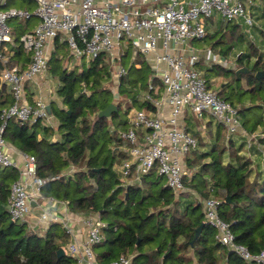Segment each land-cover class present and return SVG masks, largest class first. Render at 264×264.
Segmentation results:
<instances>
[{
  "label": "trees",
  "instance_id": "1",
  "mask_svg": "<svg viewBox=\"0 0 264 264\" xmlns=\"http://www.w3.org/2000/svg\"><path fill=\"white\" fill-rule=\"evenodd\" d=\"M250 4L260 12L261 20L250 28L259 26L260 42L264 45V0H251ZM7 5L8 2L4 7ZM30 9L32 6L25 10L33 12ZM33 18H14L8 23L29 22ZM240 25H234L232 33L235 39L243 40ZM230 27L232 24L225 23L216 32V44L223 43ZM28 32L31 31L11 30L15 55L10 57V65L14 66L15 58L30 66L32 54L20 44ZM59 39L56 37L57 44ZM58 48L66 51L69 47L63 42ZM249 51V55L241 53L236 60L237 69L244 66L249 73L234 74L231 71L237 69L213 65L204 72V78L211 88L207 74L217 70L220 74H234L231 80L227 78L229 81L221 83L218 96L238 110L249 136L259 134L255 133L258 129L262 131L253 143L247 137L241 141L228 138L222 124L211 136V145L196 136L198 147L186 157L185 184L199 194L200 201H189L185 192L175 194L161 184L163 177L155 170L136 183L126 182L116 171L121 160L128 158V144L121 134L130 128V111L155 109L150 102L140 99L141 94L149 90L150 82L159 90L163 88L157 78L151 77V67L141 56L127 62L130 50L122 59L127 73L119 79L118 87L119 96L126 103H118L117 111L109 118L99 116L114 102L105 84L110 77L106 57L100 55L88 65L83 62L69 71L62 60L53 56L50 71L60 81L57 93L62 104L51 105L58 137L52 140L54 133L44 125L45 119L24 122L17 118L8 119L3 136L26 155L36 158L38 174L47 180L42 191L67 201L76 213L99 216L106 224L104 240L94 246L101 249L100 262L107 264L127 255L132 257V264H264L247 261L220 243L203 205L206 199L215 198L219 215L230 225L235 243L254 256L264 251V78H256L257 72H264V53L255 42L250 43ZM252 58L256 59L253 63ZM244 98L249 101L244 102ZM2 113L0 107V128L4 122ZM245 149L247 153L243 152ZM0 169L11 173L14 181L18 179L15 167ZM153 177L156 179L149 180ZM10 189L7 181H0V264H75L74 257L68 254L57 257L59 249L67 251L69 237L64 230L61 232L59 224L50 223L45 230H36L27 222L12 220L6 209Z\"/></svg>",
  "mask_w": 264,
  "mask_h": 264
},
{
  "label": "built area",
  "instance_id": "2",
  "mask_svg": "<svg viewBox=\"0 0 264 264\" xmlns=\"http://www.w3.org/2000/svg\"><path fill=\"white\" fill-rule=\"evenodd\" d=\"M36 9L2 10L7 4L0 0V61L4 66L1 80L10 85L14 94V104L3 110V125L0 128V166L16 167L12 157L4 150L6 140L3 133L8 119L36 122L49 119L47 106L42 100L34 105L23 101L24 84L43 74L49 67V57L45 47L59 35L64 38L77 58L88 61L100 55L112 57L118 77L127 71L117 60L116 51L123 46H132L145 55L156 54L155 74L160 77L171 107L168 117H154L146 110H132L129 115L130 128L121 134L128 144L125 151L126 161L120 168L126 182L155 170L166 179L167 186L175 192L185 190V158L194 151L197 140L181 125L180 117L184 109H189L200 119L205 116L214 118L231 135L242 130V120L238 110L231 103L222 100L217 90L209 88L207 80L196 68L199 62L197 53L188 57L180 54L182 47L192 41L203 40L207 33V19L220 14L227 23L244 21L249 28L255 19L245 0H34ZM251 1V0H250ZM249 1V3H250ZM39 18L37 27L22 36L20 44L32 54L27 70L9 64L6 54L8 46H13L10 19ZM163 51L160 53V51ZM207 60L217 62L218 57L211 50ZM166 65L162 68L161 65ZM155 91V86L150 85ZM151 91L143 96L144 100L162 106L163 100L155 98ZM259 134L252 137L256 138ZM263 151V150H262ZM47 180L38 174L36 158L25 155V163L20 169V177L10 189L8 210L13 221L27 222L32 203L41 198L42 188ZM204 212L208 222L217 230V238L225 246L247 261L264 263V251L252 255L244 246L235 243V237L219 215L218 201L209 198L204 201ZM50 212L45 210L39 223L48 224ZM65 223V222H64ZM87 238L81 245L72 243L68 247L69 256L91 261L94 246L104 240L103 229L106 224L99 216L86 219ZM66 233L74 235L73 229L64 224ZM107 264H132V257L120 256Z\"/></svg>",
  "mask_w": 264,
  "mask_h": 264
},
{
  "label": "crops",
  "instance_id": "3",
  "mask_svg": "<svg viewBox=\"0 0 264 264\" xmlns=\"http://www.w3.org/2000/svg\"><path fill=\"white\" fill-rule=\"evenodd\" d=\"M225 23H227V22H225ZM230 24H232V23H230ZM236 24L245 25L244 21H242V20L238 21ZM37 25L35 26V28L37 27ZM245 26H247V25H245ZM207 30L209 32V30H210L209 26H207ZM29 31H32V29L31 30L29 29ZM59 38H60L59 39L60 42L58 43L59 45L62 44L63 42H66L64 35H62V34L59 35ZM192 42H194V41H192ZM192 42L184 45L182 47L183 51H181L180 54H183L186 57H188L190 54H192L191 53V51H192L191 43ZM58 44L56 43V38H55V39L49 41L48 44L46 45L45 51L49 57V61L51 60V58L53 56H56L60 60H62V64H63L64 68L68 69L69 71H72L76 65H81V62H85L88 65L92 61V60L88 61L84 58H77L74 55L71 48L69 47V45H68L69 50L64 51V49L58 48ZM128 50H130L129 54L132 51V54H130L131 56L130 55L128 56V52H127ZM209 50L212 51V49H209ZM208 51L205 52L204 59L198 55L199 56V62L197 63L196 68L200 72L202 70L200 68H198V65H200V62L202 61V59L205 61L204 62L205 64L213 63L214 65H221L219 63L217 64L213 61L207 60L206 55H207ZM162 52L163 51L161 50L160 53H162ZM63 53H66V55H69L71 58L75 57L78 60V62L73 63L72 60H69L70 57H69V59L68 58L65 59L66 56L63 55ZM193 53H195V52H193ZM6 54L9 56V60H10V57H14L15 52L11 49V46H8V51L6 52ZM214 54H216V53H214ZM115 55L116 56L120 55V60L119 61L117 60V63H119L123 68H125V66L122 63V59H123L124 55L128 56L127 58L131 57L130 62H133L134 59L136 58V56H141L142 59H145V61L151 67V71H152L151 77L157 78L161 82L160 77L155 74V70H154V65H155L154 58H155L156 54L145 55L141 52H137L132 46L126 45V46H123L121 50L116 51ZM104 56L106 57V59L109 63V71H110V77H111L112 72L114 75L116 74V71H115L116 68L113 65L112 57L107 56V55H104ZM218 60H219V62H224L223 58H221L220 56H218ZM13 62H14V65L18 66L21 70H23L24 68L26 69L29 66L28 64L25 65L23 63V61H17L15 58H14ZM9 64H10V62H9ZM161 67L166 68V65L162 64ZM3 68H4L3 65H2V67L0 66V107L2 110H6L14 104V102H13L14 94H13L12 87L10 85L4 84L1 80ZM50 68H51V65L49 64L48 69L43 74L37 76L33 80H28L25 82L24 94H23V101L25 103L34 105L37 100H42L46 104V106H48V105L51 106L52 103H54L57 107L62 106L61 100H60L58 93H57V91L60 87L59 86L60 81L58 80L57 76H55L50 71ZM201 73L204 76V70ZM116 78L118 79V83H119L120 77H118L117 74H116ZM212 81H215L214 78ZM151 84L152 83L150 82V85ZM150 85H149V90H146L144 93H142L140 99L144 100L143 96L150 92ZM211 88H213V87H211ZM213 89L218 90L217 88H213ZM153 93L156 94V95L152 94L155 98L163 100L162 106L159 108H156V106L151 103L155 107V109H150V110L142 109V110L148 111L154 117H168L170 112H171V107L168 105V103L166 101L167 94L165 93L164 86L160 90L158 89L157 86H155V91H153ZM118 95H119V92H118ZM144 101H146V100H144ZM132 110H138V109L133 108ZM129 115H130V113H129ZM129 115H128V120H129ZM49 116H50L49 119L44 120V125H46L47 127H51L52 133H54V136H52V140H55L58 137V135H57V121L51 116V114H49ZM129 123H130V120H129ZM218 124H220V123H218L214 118L209 117V116H205L204 118L200 119L195 114H193L188 108L183 110V113L180 117V125L197 140V143H198V138L196 136L200 135V132H199L200 130L205 131V129H206L207 130L206 136H208L209 138L212 139V137L217 132ZM197 129H198V131H197ZM242 130H243V127H242ZM226 133L231 136V134L227 131V129H226ZM241 138H243V137H241ZM125 149H126V147H125ZM4 150L12 157L13 162H15V164H16L15 168L17 170L16 176L19 178L20 177V169H22L24 166L26 154L23 151H21L20 149H18L16 146L11 144L7 139H6V147L4 148ZM245 150H247V149H245ZM243 152L246 153V151H243ZM126 159H124L123 161L121 160L120 165L116 166V171L119 174H121L120 168L122 166V162L126 161ZM254 159H256V157H254ZM186 162H187V160L185 158V163ZM12 177L13 176L11 173L4 172V169H0V181H3V182L7 181L10 184V188L13 185V183L16 181V180L14 181ZM139 181L135 180L133 178V179H131L130 183H136ZM182 192H185L188 194V197L186 199H188L191 202L201 200L199 194L196 191L189 188L186 184H185V190H183ZM174 193L180 194L181 192H175L174 191ZM8 204L9 203L6 204V209H8ZM45 210H48L51 214V216H50L51 219H50L48 224L39 223L40 215ZM88 217H91V216H86L84 214L76 213L75 211H73L72 207L69 205V203L67 201L59 200V199L53 197L52 195H48L43 190V191H41V198H39L36 202H34V205H32L31 214L29 216L30 223L28 225L30 227L36 229V230H45L46 228H48L50 223L56 222L57 224L60 225L61 232H63V230L65 231L64 224L67 223L73 229V232H74L73 236H70L66 233L69 237H68V241L66 244L67 251H65V252L68 253V247L72 243H76L78 245H81L85 242V240L87 238V233H88V228L86 226V219ZM96 248H94L93 250H95ZM100 251H94V258L91 261H88L87 259L86 260H82V259L79 260V258H74V260L76 261L75 264H106V263L100 262L98 259V254L100 253Z\"/></svg>",
  "mask_w": 264,
  "mask_h": 264
},
{
  "label": "rangeland",
  "instance_id": "4",
  "mask_svg": "<svg viewBox=\"0 0 264 264\" xmlns=\"http://www.w3.org/2000/svg\"><path fill=\"white\" fill-rule=\"evenodd\" d=\"M8 2V5L6 7H3L2 10L5 11V10H13V9H28L29 7L33 9H30V10H35L36 8V4H35V1L33 0H6ZM246 1V4L248 5V9L250 10V12L252 13L255 21L258 23V25L260 24V19H259V14L260 12L257 10V9H253V7L251 6V4L249 3L250 0H245ZM39 23V18L37 17H34L31 21L29 22H26V21H20V20H11L9 21V27L11 30H18L19 32L25 30V29H34L35 26ZM206 23H207V26L210 27V30L208 32V35L206 36V38H204L203 40H198V41H194L191 43V53L195 52L197 53L199 56H201V58L204 59V54L206 51H208L209 49H212V51L214 53H216L217 57L220 56L221 58H223V61L224 62H215V63H219L221 64L224 68L228 69V70H231V69H237V63H236V60L237 58L239 57V55L241 53H244V55H249L250 54V51H249V45L251 42H255L259 47H260V51L261 53H264V45H262V43L260 42V35L258 33V27L255 28H248V26H245L243 24H239L240 26V34L243 35V40H240V39H235L234 38V35L232 33V29H233V26L234 25H237L236 23H232V27H230L228 29V33L226 36H224L223 38V43L222 44H216L218 41V37L215 36L216 32L221 30L222 29V26L225 25V21L223 19V17L220 15V14H215L213 18L211 19H207L206 20ZM66 50H69L68 48ZM65 51V50H64ZM63 51V52H64ZM221 51L223 52V55L221 53ZM132 54V51L131 53ZM63 55L66 56L65 59H69V55H66V53H63ZM131 56V55H130ZM131 57L128 58L129 61L127 62H130ZM202 59V61L200 62V65H198V68H200L202 71L204 70V72L206 71V69L208 68H211L214 64L213 63H207L205 64L204 60ZM69 60H72L73 63H77L78 60L74 57H70ZM256 59L255 58H252L251 59V63H253ZM83 62H81L82 64ZM248 63V58L245 57L244 58V61H243V64L246 66ZM244 67V66H243ZM242 67V68H243ZM250 69L252 68V66L250 65L249 66ZM241 69L238 68L236 71H231L232 73H238V71ZM201 71V72H202ZM219 72V70H217L216 72H212L211 74H207V78L210 79V83L212 84V87L213 88H217L218 90L221 88V83L222 82H227L229 80H231L233 77H231V75L235 76L234 74L230 73V72H227V73H223V74H220V73H217ZM214 78L215 81H212ZM229 78V80L227 79ZM208 79V80H209ZM106 83V87L108 89L111 90L113 96H114V102L116 105L118 103H122L123 106H125V101L123 99V97H119L118 95V86H119V83H118V79L116 78V74L114 75L113 72L111 74V77L108 78V80L105 81ZM223 96L227 97L228 96V93H224ZM246 100L249 101V98H246ZM245 98H244V102L246 101ZM125 109V108H124ZM123 117H125L123 115ZM242 120V119H241ZM115 124H118V121H115ZM198 128V127H197ZM198 131V129H197ZM261 129H258L255 133H261ZM200 135L203 139V142H206L208 143V145H211L212 141H211V138H209L208 136H206V133H207V130L205 129L204 130H200ZM227 137L228 138H235V139H238L239 141H241L242 139L244 138H241V137H247L248 141L249 142H255L253 140V137L252 136H249L245 130H241L239 133L235 134L234 137L233 136H230L226 133ZM263 150V149H262ZM246 151V150H244ZM247 153V151H246ZM255 156H253L254 158ZM123 163V162H122ZM188 174H191L188 172ZM156 177H153L152 179L150 178L149 180H155ZM161 184L162 185H167V181L165 180V178H162L160 180ZM101 249L100 248H96L94 251H100ZM160 261H161V258H160Z\"/></svg>",
  "mask_w": 264,
  "mask_h": 264
},
{
  "label": "water",
  "instance_id": "5",
  "mask_svg": "<svg viewBox=\"0 0 264 264\" xmlns=\"http://www.w3.org/2000/svg\"><path fill=\"white\" fill-rule=\"evenodd\" d=\"M0 66L2 67V63L0 61ZM238 72H242V73H249L250 70L247 69V68H242L240 69ZM256 78L257 79H262L264 78V72L263 71H259L256 73ZM117 105L114 104V103H111L106 109L102 110L100 113H99V116L102 117V118H109L112 113L116 112L117 111ZM47 111L49 114H51V106L48 105L47 106ZM32 205H34V202L32 203ZM66 255V252L63 248L59 249L58 252H57V257L58 259L62 258L63 256Z\"/></svg>",
  "mask_w": 264,
  "mask_h": 264
}]
</instances>
